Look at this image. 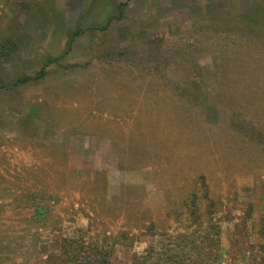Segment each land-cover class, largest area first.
Masks as SVG:
<instances>
[{
  "label": "rangeland",
  "instance_id": "1",
  "mask_svg": "<svg viewBox=\"0 0 264 264\" xmlns=\"http://www.w3.org/2000/svg\"><path fill=\"white\" fill-rule=\"evenodd\" d=\"M253 2L0 0V264H264Z\"/></svg>",
  "mask_w": 264,
  "mask_h": 264
},
{
  "label": "trees",
  "instance_id": "2",
  "mask_svg": "<svg viewBox=\"0 0 264 264\" xmlns=\"http://www.w3.org/2000/svg\"><path fill=\"white\" fill-rule=\"evenodd\" d=\"M249 12V14L245 13V16L252 24H258L264 20V6L261 3L253 2ZM107 25L108 23L103 27ZM77 32L74 34H77ZM48 62L50 61H47L46 64ZM44 73V67H42L39 74L33 77L27 75L23 79L18 80L25 82L30 78L39 79ZM88 230L89 227L87 230L82 229L76 237L62 238L59 243L58 253L55 255V261L52 264H111V254L103 241L89 235ZM206 240H209L208 237H206Z\"/></svg>",
  "mask_w": 264,
  "mask_h": 264
},
{
  "label": "crops",
  "instance_id": "3",
  "mask_svg": "<svg viewBox=\"0 0 264 264\" xmlns=\"http://www.w3.org/2000/svg\"><path fill=\"white\" fill-rule=\"evenodd\" d=\"M264 6V4H262ZM264 41V40H263Z\"/></svg>",
  "mask_w": 264,
  "mask_h": 264
}]
</instances>
